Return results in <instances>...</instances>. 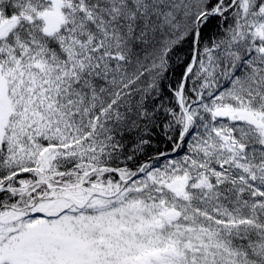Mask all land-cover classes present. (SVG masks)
<instances>
[{"label":"snow or ice","instance_id":"snow-or-ice-1","mask_svg":"<svg viewBox=\"0 0 264 264\" xmlns=\"http://www.w3.org/2000/svg\"><path fill=\"white\" fill-rule=\"evenodd\" d=\"M0 264H264V0H0Z\"/></svg>","mask_w":264,"mask_h":264}]
</instances>
